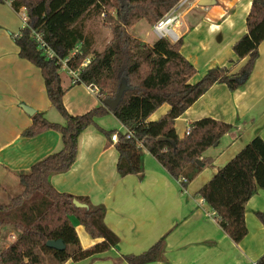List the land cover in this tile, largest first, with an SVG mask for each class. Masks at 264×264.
I'll return each instance as SVG.
<instances>
[{
  "label": "trees",
  "instance_id": "1",
  "mask_svg": "<svg viewBox=\"0 0 264 264\" xmlns=\"http://www.w3.org/2000/svg\"><path fill=\"white\" fill-rule=\"evenodd\" d=\"M11 1L15 11L25 8L26 21L18 33L12 34L19 47V56L40 68L51 105L63 116L65 123L50 121L41 113L32 115V123L22 132L35 136L53 129L61 134L60 150L33 164L20 174L23 190L7 204H0V228L12 226L16 238L0 250V264H44L49 256L52 264H64L69 259L79 261L105 252L119 242V237L104 221V204L93 205L88 198L57 190L50 182L54 173L65 172L77 160L79 138L91 125L106 134H118L117 171L120 175L142 170L141 150L145 148L175 179L185 178L183 185L194 177L202 165L205 151L218 142L233 125L205 117L191 123L188 135L180 137L175 121L213 85L225 83L236 90L249 80L259 57V45L264 40V0H252L247 15L246 33L234 44L233 51L245 63L236 71L215 66L197 82L195 65L181 52L182 39L173 42L158 38L152 45L129 33V28L145 19L154 25L170 12L180 0H0ZM103 15V26L112 38L100 51L92 47L85 30V21L92 13ZM53 53L40 48L37 37ZM78 48V51H73ZM91 56V57H90ZM90 57V58H89ZM69 58L72 69L80 68L79 81L99 87L101 104L80 115L71 114L63 97L60 60ZM87 59L88 62L83 67ZM126 89L115 110L104 104L115 97L119 87ZM163 104L170 109L158 120L149 117ZM112 113L125 130H106L97 118ZM129 132L131 135L129 136ZM264 190V139L257 135L206 183L199 195L213 209L218 223L235 242L248 233L245 212L249 200ZM74 199L88 208L78 207ZM264 225V212L257 211ZM72 218L96 240L82 247ZM61 239L65 249L46 245L48 240ZM164 238L140 254L124 255L129 264L158 261L162 256ZM257 264H264L262 256Z\"/></svg>",
  "mask_w": 264,
  "mask_h": 264
},
{
  "label": "crops",
  "instance_id": "2",
  "mask_svg": "<svg viewBox=\"0 0 264 264\" xmlns=\"http://www.w3.org/2000/svg\"><path fill=\"white\" fill-rule=\"evenodd\" d=\"M7 2L11 6V1ZM199 2L191 1L172 23L178 39H182V54L197 68L192 83L212 67L227 66L236 72L245 63L246 59L240 60L233 51V44L247 31L246 19L252 5V0H209L207 5ZM20 29L14 12H0V204L9 203L22 192L20 174L63 146L61 134L53 129L35 136L22 135L36 112L54 122L65 123V119L51 105L40 68L19 56V47L10 34ZM131 34L150 45L159 38L148 41V34ZM108 36L107 42L112 38ZM61 71L66 88L63 100L71 114L80 115L101 104L99 96L86 84L73 83V76ZM22 105L31 107L34 113L28 114ZM169 109V104H163L149 120H158ZM104 116L97 118L99 127L125 130L114 115L111 125ZM205 117L233 127L205 151L201 159L207 158V162L186 186L145 148L141 150L142 170L120 175L119 152L111 134L96 125L81 134L77 160L67 171L52 174L50 182L61 192L86 197L93 205L104 204V221L119 242L96 256L79 261L69 259L64 264H129L124 255L140 254L162 238L161 258L145 264L258 263L264 256V225L256 212H264V190H259L247 203L248 233L239 243L227 235L216 213L198 192L250 140L257 135L264 139V40L247 83L234 91L225 83L213 85L176 119L177 134L185 136L187 125ZM72 221L77 230L81 227L83 231L82 238L87 242L83 248L96 241L75 218ZM10 243L5 242L1 249Z\"/></svg>",
  "mask_w": 264,
  "mask_h": 264
},
{
  "label": "rangeland",
  "instance_id": "3",
  "mask_svg": "<svg viewBox=\"0 0 264 264\" xmlns=\"http://www.w3.org/2000/svg\"><path fill=\"white\" fill-rule=\"evenodd\" d=\"M191 1L193 2L194 0H191ZM191 1L189 3H186L182 8H180L178 10V12L185 11L189 7ZM0 6H1L0 7V12H14L15 15L17 16L18 23H20L21 24V27H22V25L25 22L24 21V14L26 13L25 12V8H23L20 11H15L9 5V3L7 1L6 2H1L0 3ZM85 23H86L85 30L88 33V35L90 36V38L92 39V47H93V49L94 50H97V51L103 49L104 46L106 45L108 39H109V36L108 35H110V37H112L111 30L110 29H107V28H105L103 26V23H104L103 15L96 14L94 12V13H92L91 16H89L87 18V20L85 21ZM130 32L131 33H135L136 32L137 35H140L141 37H145V35L148 34V39H147L148 41H154L157 38V35L153 31V25H151L150 23H148V21H146L145 19L140 20L138 23H136L135 27L133 29H130ZM12 34H16V33H11L10 34V37H12ZM61 72H63L65 75H67V73H68L65 70H63ZM112 116L113 115H110V114H106L104 116L105 122H106V120L108 122L110 121L109 124H108V122H106L108 125H111V123H113L112 121L114 120L113 119L114 117H112ZM77 231L79 232L80 239H82V240H80V246L86 245L87 244L86 240L84 238H82L83 231H82L81 227H78V230ZM0 232H1L0 246H3L5 244V242H7V241L12 242L16 238V235H17L16 230L13 229L12 226L11 227L10 226H3L1 228V230H0ZM84 242L86 244H84ZM0 250H2L1 247H0ZM52 262H53V260L49 256L46 255L44 257V264H52Z\"/></svg>",
  "mask_w": 264,
  "mask_h": 264
},
{
  "label": "built area",
  "instance_id": "4",
  "mask_svg": "<svg viewBox=\"0 0 264 264\" xmlns=\"http://www.w3.org/2000/svg\"><path fill=\"white\" fill-rule=\"evenodd\" d=\"M191 0H180L179 3L170 11L168 12L163 19L158 21L153 25V31L154 33L159 37V38H168L171 41L175 42L178 40V34L175 32V30L172 27V23L180 17V14L178 13V10L182 8L186 3H189ZM24 20L26 21V14H24ZM39 43H40V48L46 49L47 53L49 55H52L53 53L48 49L46 43L41 39L40 36L37 37ZM78 48H76L73 53L77 52ZM69 58H65L60 60L61 62V70H66L68 71L69 74L73 76L72 82H80L79 81V72L80 68L78 69H72V67L68 63ZM88 59L81 64V67H83L85 64H87ZM89 90L95 94L99 93V87L97 85H87ZM191 131V125H187L184 131V135H188ZM131 135V132H129V136ZM111 139L115 142L118 141L119 137L117 133H113L111 135ZM183 182L186 181L185 178H180Z\"/></svg>",
  "mask_w": 264,
  "mask_h": 264
},
{
  "label": "water",
  "instance_id": "5",
  "mask_svg": "<svg viewBox=\"0 0 264 264\" xmlns=\"http://www.w3.org/2000/svg\"><path fill=\"white\" fill-rule=\"evenodd\" d=\"M208 3H209V0H200V2H199L198 4H200V5H207ZM125 89H126V85H125V84H122V85L119 87V89H118V91H117L115 97H113V98H111V97H110V98H106V99L104 100V104H105L108 108H110V109H112V110H115V109L117 108V106H118V104H119L121 98H122V95H123ZM22 108H23L28 114H33V113H34V110H33L31 107L27 106V105H22ZM197 162H198L199 164L203 165V162H201L199 159L197 160ZM74 204H75L76 206H78V207H82V208H88V207H89V205H88L87 203H85V202H81V201H79V200H77V199H74ZM46 245H47L48 247H50V248H54V249H58V250H63V249H65V244H64V242H63L61 239H59V240H48V241L46 242Z\"/></svg>",
  "mask_w": 264,
  "mask_h": 264
}]
</instances>
